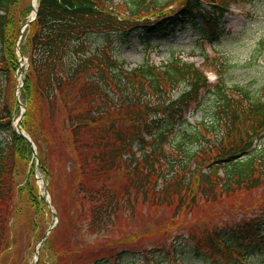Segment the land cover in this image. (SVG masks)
I'll list each match as a JSON object with an SVG mask.
<instances>
[{
    "label": "trees",
    "instance_id": "1",
    "mask_svg": "<svg viewBox=\"0 0 264 264\" xmlns=\"http://www.w3.org/2000/svg\"><path fill=\"white\" fill-rule=\"evenodd\" d=\"M21 1L0 0V233L17 191H27L38 210L46 209L34 180L33 149L14 126L21 114L15 95L18 41L33 9L23 8L22 17L14 19ZM176 1L38 0L37 18L24 33L22 129L42 156L43 143L46 156L51 152L53 159L56 151L68 157L72 197L86 234H108L120 214L134 215L140 203L173 207L176 217L199 201L217 202L264 184V89L228 88L221 79L212 84L194 62L176 56L161 65L146 58L131 67L116 54V36L122 32L147 39L190 23L202 36L207 37L206 24L217 36L215 18L238 0H182L171 13L162 12ZM151 13L159 15L152 19ZM204 91L214 98L213 113L190 123L187 115ZM48 165L41 160L47 179ZM118 182H124L121 189ZM189 240V254L205 264H264V210L191 233ZM88 245L83 246L94 258L84 264H129L135 252L149 260L148 253L167 250L100 256V249ZM73 250H54L52 264L79 252ZM174 251L156 253L141 264H183L171 257Z\"/></svg>",
    "mask_w": 264,
    "mask_h": 264
},
{
    "label": "rangeland",
    "instance_id": "2",
    "mask_svg": "<svg viewBox=\"0 0 264 264\" xmlns=\"http://www.w3.org/2000/svg\"><path fill=\"white\" fill-rule=\"evenodd\" d=\"M34 0H22L15 11L14 19L22 17L23 8L31 6ZM122 0H115L116 3ZM177 0L163 13H171L181 5ZM228 12L218 18V35H210L212 30L205 25L207 37L202 36L199 27L187 23L178 27L175 32L158 34L143 39L135 33L126 36L122 32L116 36L115 51L120 59L131 67L138 66L149 58L156 65L168 61L172 56L191 61L196 64L215 84L223 80L228 88L242 86L254 92L262 93L264 89V0H238L231 2ZM33 12V9H32ZM32 12L28 18L31 17ZM159 13L149 14L154 19ZM208 57L205 60V57ZM27 65V59H23ZM25 69L15 72V95L24 78ZM20 111L25 104L19 103ZM215 107L214 98L208 91L202 93L201 100L195 104L188 114V121L195 123L209 118ZM19 118V117H18ZM17 118V119H18ZM3 137L0 135V142ZM36 147V166L34 180L40 194L46 186L48 201L46 209L38 210L30 200L27 191H17L9 205L8 224L0 233V264H52L54 250L63 248L78 249L75 255H65L60 264H84L94 258V252L88 246L100 249V256L107 253L140 249H163L148 253L149 260L140 258L141 254L128 255L129 264H141L142 260L152 261L150 257L157 253L158 257L166 255L168 249L175 247L171 257H176L183 264H205L202 259L189 254L191 233H200L213 225L234 224L244 218L261 213L264 210V184L254 190L238 191L222 197L217 202L199 201L193 208H185L178 216H174V208L156 207L148 203H140L135 214L119 215L117 226L108 234L91 235L85 232V220L81 219L78 206L72 197L74 175L72 165L66 163L68 158L64 152H54V158L47 154V146L41 144V153ZM47 158V160H46ZM48 162L51 173L49 179L41 171V160ZM31 164V163H30ZM71 183V188H70ZM116 185L121 189L124 182ZM80 225L83 226L80 229ZM50 239L45 245L42 238ZM39 254L37 256V250ZM85 250V251H83ZM74 251V250H73ZM146 251V252H147ZM75 252V251H74ZM165 252V253H163ZM74 260L73 257L81 255ZM157 257V258H158ZM175 258V260H176ZM123 264V263H122ZM150 264V263H149ZM156 264V263H155Z\"/></svg>",
    "mask_w": 264,
    "mask_h": 264
},
{
    "label": "water",
    "instance_id": "3",
    "mask_svg": "<svg viewBox=\"0 0 264 264\" xmlns=\"http://www.w3.org/2000/svg\"><path fill=\"white\" fill-rule=\"evenodd\" d=\"M37 13H38V10L36 9V10H35V15H34V17H32V19H31L30 21H28L27 24H26L24 27H26L30 22H32V21L37 17ZM21 38H22V36L20 37V39H21ZM18 47H19L18 50L20 51V57H21V59H23V55H22L21 50H20V42H19ZM21 87H22V86H19V89H20ZM25 110H26V107H24V110H23V112H22V114H21V117L19 118V120H18L17 123H16V127H17V129L19 130V133H20L22 136H24V137L29 141V143L32 145L33 151H34V153L36 154V148H35V145H34L33 141L31 140V138L29 137V135H28L24 130L21 129V123H22V120H23V118H24ZM44 198L47 200V189H44ZM46 236H47V234L42 238V241L46 239ZM36 253H37V255L39 254V249L37 250Z\"/></svg>",
    "mask_w": 264,
    "mask_h": 264
},
{
    "label": "bare ground",
    "instance_id": "4",
    "mask_svg": "<svg viewBox=\"0 0 264 264\" xmlns=\"http://www.w3.org/2000/svg\"><path fill=\"white\" fill-rule=\"evenodd\" d=\"M33 7H34V10L37 7V1L36 0L33 1ZM32 15H34V11H33Z\"/></svg>",
    "mask_w": 264,
    "mask_h": 264
}]
</instances>
